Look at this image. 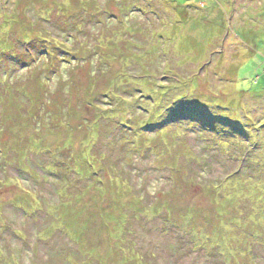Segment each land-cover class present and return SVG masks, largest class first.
<instances>
[{"label":"rangeland","instance_id":"1","mask_svg":"<svg viewBox=\"0 0 264 264\" xmlns=\"http://www.w3.org/2000/svg\"><path fill=\"white\" fill-rule=\"evenodd\" d=\"M263 74L264 0H0V264H264Z\"/></svg>","mask_w":264,"mask_h":264},{"label":"trees","instance_id":"2","mask_svg":"<svg viewBox=\"0 0 264 264\" xmlns=\"http://www.w3.org/2000/svg\"><path fill=\"white\" fill-rule=\"evenodd\" d=\"M187 7L189 8L190 6H187ZM183 14H184V12L181 11V12L178 13V16L184 21L183 23H185V22H187L190 18H189V19H187V18L185 19L186 16L184 17ZM263 76H264V74H263ZM193 119H195V120L198 121V120L201 119V116H200V117L198 116V117L193 118ZM203 120H205L204 116H202L201 121H203Z\"/></svg>","mask_w":264,"mask_h":264}]
</instances>
